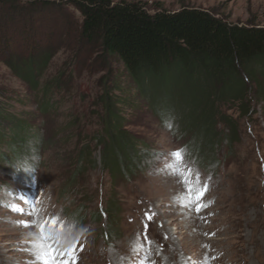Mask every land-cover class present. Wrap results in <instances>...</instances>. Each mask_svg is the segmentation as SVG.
I'll use <instances>...</instances> for the list:
<instances>
[{"label": "rangeland", "instance_id": "rangeland-1", "mask_svg": "<svg viewBox=\"0 0 264 264\" xmlns=\"http://www.w3.org/2000/svg\"><path fill=\"white\" fill-rule=\"evenodd\" d=\"M143 1L150 9L195 7L264 27V0ZM18 21L29 39L24 61L44 68L38 65L40 88L32 91L0 59V117L27 120L37 136L29 157L0 165V264H43L34 254L43 236L62 250L75 248L76 264H264V102L251 100L245 114L244 104H221L236 133L203 156L193 148L195 132L162 125L146 98L131 96L136 84L120 76L121 67L80 39L74 7L27 12ZM116 88L132 92L128 105ZM108 96L123 130L151 146L139 159L144 171L130 182L104 164ZM214 134L229 129L219 122ZM177 150L182 158L172 155ZM111 204L115 215L108 217Z\"/></svg>", "mask_w": 264, "mask_h": 264}, {"label": "trees", "instance_id": "trees-1", "mask_svg": "<svg viewBox=\"0 0 264 264\" xmlns=\"http://www.w3.org/2000/svg\"><path fill=\"white\" fill-rule=\"evenodd\" d=\"M74 7L81 16L80 39L94 46L110 67L118 64L120 76L136 84L133 98H146L151 113L162 125H177L181 132H195L193 148L204 156L223 138L235 135L233 122L221 116V104L238 102L249 113L251 100L264 102V27L230 23L209 10L182 7L170 11L150 9L143 0H0V59L27 82L40 88L41 73L35 60L22 55L29 42L18 23L27 12H47ZM126 104L132 92L116 88ZM249 95L253 99L249 101ZM105 132L101 138L104 164L114 176L132 181L144 170L139 161L151 146L123 130L111 97L105 100ZM222 122L229 134H214ZM27 120L0 117V165L15 167L37 147V136ZM11 138L5 139V131ZM0 139H2L0 137ZM3 144V143H2ZM39 145V144H38ZM143 149H146L145 152ZM115 215V205L108 207ZM109 224V222H108ZM113 224V225H111ZM107 236L115 233L114 224Z\"/></svg>", "mask_w": 264, "mask_h": 264}, {"label": "snow or ice", "instance_id": "snow-or-ice-1", "mask_svg": "<svg viewBox=\"0 0 264 264\" xmlns=\"http://www.w3.org/2000/svg\"><path fill=\"white\" fill-rule=\"evenodd\" d=\"M172 155L178 158H182V153L179 150H177ZM204 191H206V189H204ZM202 196H203V191L198 193L197 198L199 199V197ZM201 207H203V205H201ZM13 210L20 211V209L15 207ZM199 210L200 209L198 208L197 211ZM149 218L151 217L149 216ZM46 223L47 222H45V224ZM55 223L56 221L53 220V224ZM45 224H41L39 226L42 234L44 231ZM43 240L45 241V243L40 245L41 251L37 255V259L43 261V264H76L77 256H76L75 248L65 251L56 247L57 241L53 240L51 237L43 236Z\"/></svg>", "mask_w": 264, "mask_h": 264}, {"label": "bare ground", "instance_id": "bare-ground-1", "mask_svg": "<svg viewBox=\"0 0 264 264\" xmlns=\"http://www.w3.org/2000/svg\"><path fill=\"white\" fill-rule=\"evenodd\" d=\"M252 214V213H251ZM253 217H255V216H253ZM259 222V221H258ZM258 222L256 221V219L254 218V219H252L251 221H250V229L255 233L256 231H257V229H258ZM263 224V223H262ZM262 227H263V225H262ZM257 233V232H256ZM62 239H67V236H62L61 237ZM34 254H36V256L38 255L37 253H34ZM35 256V255H34ZM77 263H78V260L76 261Z\"/></svg>", "mask_w": 264, "mask_h": 264}]
</instances>
